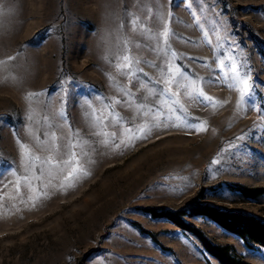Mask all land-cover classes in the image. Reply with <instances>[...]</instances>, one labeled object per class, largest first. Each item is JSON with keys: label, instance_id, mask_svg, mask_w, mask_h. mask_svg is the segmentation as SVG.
Instances as JSON below:
<instances>
[{"label": "rangeland", "instance_id": "rangeland-1", "mask_svg": "<svg viewBox=\"0 0 264 264\" xmlns=\"http://www.w3.org/2000/svg\"><path fill=\"white\" fill-rule=\"evenodd\" d=\"M236 183L264 188V0H0V264H221L141 207L264 221Z\"/></svg>", "mask_w": 264, "mask_h": 264}, {"label": "trees", "instance_id": "trees-1", "mask_svg": "<svg viewBox=\"0 0 264 264\" xmlns=\"http://www.w3.org/2000/svg\"><path fill=\"white\" fill-rule=\"evenodd\" d=\"M229 187L251 198L264 193V188L243 184H229ZM199 198L200 195L193 196L185 205L177 209L146 206L141 207V210L156 218H167L197 236L205 249L216 257L221 264H252L237 254L231 244L211 241L200 228L187 221L186 217L207 216L230 232L239 235L246 246L251 248L254 244L264 245V221L248 213L219 208L213 204L200 201ZM147 232L154 236V233Z\"/></svg>", "mask_w": 264, "mask_h": 264}, {"label": "snow or ice", "instance_id": "snow-or-ice-1", "mask_svg": "<svg viewBox=\"0 0 264 264\" xmlns=\"http://www.w3.org/2000/svg\"><path fill=\"white\" fill-rule=\"evenodd\" d=\"M163 35L166 37V36L168 35L167 31H165V32L163 33ZM171 71H172V69H169V72H170V73H171ZM243 83L246 85V84H247V81L245 80V81H243ZM246 92H247V89L245 88V90H244L243 92H241V95H242V96L245 95ZM205 99H207V98H205ZM240 139H242V137H241ZM213 163H215V161H213ZM70 175H71V174H70Z\"/></svg>", "mask_w": 264, "mask_h": 264}]
</instances>
